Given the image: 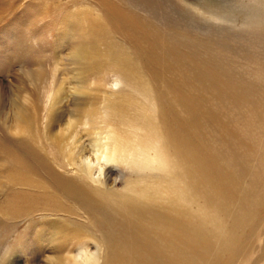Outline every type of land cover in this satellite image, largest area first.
I'll return each mask as SVG.
<instances>
[{"label":"rangeland","instance_id":"1","mask_svg":"<svg viewBox=\"0 0 264 264\" xmlns=\"http://www.w3.org/2000/svg\"><path fill=\"white\" fill-rule=\"evenodd\" d=\"M85 257L264 264V0H0V264Z\"/></svg>","mask_w":264,"mask_h":264},{"label":"bare ground","instance_id":"2","mask_svg":"<svg viewBox=\"0 0 264 264\" xmlns=\"http://www.w3.org/2000/svg\"><path fill=\"white\" fill-rule=\"evenodd\" d=\"M58 102V101H57ZM16 114V113H15ZM25 115H26V111H23L22 112V110H21V113H18V114H16L15 116H16V122H15V124H14V128L15 129H19V125L23 122L24 123V118H25ZM87 118V117H86ZM90 120H91V118H90ZM59 123H58V121H57V124H55V125H58ZM71 124H73V123H69L68 124V126H67V128L69 129V125L71 126ZM73 125H75V124H73ZM145 129V128H144ZM147 129V128H146ZM151 132V131H150ZM50 133H52V132H50ZM58 135H55L54 136V138L56 139V141H58V137H57ZM105 144H103V146H101V145H99V143H98V145L96 144L95 145V147L93 148V151H95V155H96V160H97V162H100L101 160H106V159H108V160H110L111 158H112V156L114 157V155L113 154H115L113 151H114V149H112L111 150V147H110V150H108V148L107 147H105L104 146ZM108 145V144H107ZM120 145V144H119ZM80 166V165H79ZM80 168V172L82 173V174H84L85 176H87L88 174H89V167L87 166V167H85V166H80L79 167ZM64 262V261H63ZM91 263V260H90V258L89 257H85V258H83L81 261H79V262H77V261H73V259H72V261H70V259L69 260H67V261H65V263L66 264H88V263ZM59 263V262H58ZM57 263V264H58ZM89 263V264H90Z\"/></svg>","mask_w":264,"mask_h":264},{"label":"water","instance_id":"3","mask_svg":"<svg viewBox=\"0 0 264 264\" xmlns=\"http://www.w3.org/2000/svg\"><path fill=\"white\" fill-rule=\"evenodd\" d=\"M156 170H158V168L155 165V163L153 161H148V160L142 162L141 165L137 166L134 169V171H136L138 176L145 175L147 172H153ZM184 203H186L187 205L189 204V202H187L185 200H184Z\"/></svg>","mask_w":264,"mask_h":264}]
</instances>
